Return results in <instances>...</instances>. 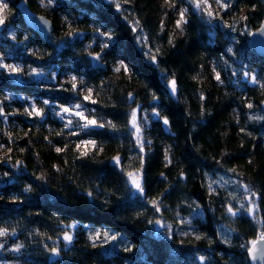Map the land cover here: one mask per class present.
I'll return each mask as SVG.
<instances>
[{
  "label": "trees",
  "instance_id": "obj_1",
  "mask_svg": "<svg viewBox=\"0 0 264 264\" xmlns=\"http://www.w3.org/2000/svg\"><path fill=\"white\" fill-rule=\"evenodd\" d=\"M6 1L11 9L0 32L18 33L5 43L14 60L56 79L70 71L91 90L90 117L104 125L75 134L42 104L82 102L71 83L61 90L19 85L0 70V173L7 174L0 230L22 248L14 259L249 264L250 243L264 236V58L250 44L264 0H231L222 24L190 12L182 37L162 26L161 0H55L51 9L26 0L52 22L47 42L24 26L14 8L21 0ZM100 30L112 41L90 48ZM96 54L104 71L91 67ZM211 61L217 82L208 75ZM246 73L254 86L242 80ZM170 81L179 99L170 98ZM22 98L40 115L30 117ZM136 108L157 115L143 143L130 127ZM84 140L95 142L87 152L78 148ZM129 173H140L142 198L132 197ZM246 190L256 194L258 221L249 216ZM159 223L165 228L156 233Z\"/></svg>",
  "mask_w": 264,
  "mask_h": 264
},
{
  "label": "rangeland",
  "instance_id": "obj_2",
  "mask_svg": "<svg viewBox=\"0 0 264 264\" xmlns=\"http://www.w3.org/2000/svg\"><path fill=\"white\" fill-rule=\"evenodd\" d=\"M108 1H116V0H108ZM37 3L41 8H49L51 9L54 4L55 0H37ZM221 3L226 4L227 7L221 8V4H218L216 0H201V7L196 8L194 4L191 2V0H161L160 8L165 11L166 16L165 19L162 20V26H166L169 28L170 32L176 36V37H182L184 34V30L187 25L188 16L190 15V12H193V14H196L198 18H200L203 22H206L208 25H215V24H222V16H225L227 20V13L230 12V6H231V0H221ZM0 4H7V9L5 10V19L8 17L9 10L11 9L10 4L6 0H0ZM181 9H184V17L183 21L180 24V27H177V22L181 20ZM211 11L212 15H208V12ZM3 24H0V31L2 29ZM53 34V33H52ZM18 33L15 30H9L8 34L3 35L0 32V65H3V67H0V70H3L5 74H7L11 81L15 84L19 85H39L41 88L45 87H51L55 86L57 90H61L63 86L66 83H71L72 85L75 84L76 87L74 91L78 95V97L81 98L82 102L78 103H71L68 106H60L56 104H51L48 99H42V104L46 105L50 111L54 114V116L61 121L65 127L68 125L69 121H72L71 125H68L66 128L71 129L74 131L75 134H78L82 131H86L90 128H94L96 126H91L88 128H82L80 125H83L86 121L80 120L79 117L75 115H70L68 113H64L61 111L62 108H69L73 111H82L87 119H92L90 117V111L88 109V105L91 104V96L90 99L85 100L84 97L89 95V88L79 86V80L68 70H63L60 73V77L58 79L55 78V74L50 76L48 73L43 72L42 70L34 69L25 66L19 61L14 60L12 56V52L10 50V47L6 45V39H11L12 37L18 38ZM77 38H81L82 35H76ZM52 37V36H51ZM49 37L48 40L51 38ZM73 39V38H72ZM112 41L111 35L109 32H106L105 30H100L99 34H96V36L92 37V45H90V48H93V46L97 48H107L110 42ZM95 56H100L99 54H96L91 57L93 59ZM101 58V57H100ZM100 62L105 65L102 60L100 59ZM15 69V70H13ZM208 75L212 76L213 80L217 82L219 79H217V76H219L218 68L216 63L214 62H208ZM75 78V79H73ZM253 76L249 75L248 73L242 74V80L247 82L249 85L254 86L256 82H253ZM170 87V84H168ZM176 87V95L175 99H179V88L175 84ZM14 100V98H13ZM22 102H26L24 104V110L30 117H35L40 115L39 108L34 104L33 100H26L24 98L20 99ZM81 105L80 109H75V105ZM35 109L36 111H33ZM133 111V110H132ZM132 111L130 116V127L133 131L135 137L137 140H139L140 143H143L142 141V131L145 129H149L151 120H157V115H146L145 113L139 114V108H136V116H135V127L132 124ZM39 112V115L36 113ZM1 116V113H0ZM141 118V121H140ZM141 125V126H140ZM139 128V133L136 132V128ZM148 144H154L152 139H150ZM89 140H84L79 143V149L82 152H87L92 149V144H88ZM2 153V147L0 146V158ZM7 177L6 171L4 170L3 173H0V180ZM138 180L141 186V190H138L132 183V180ZM129 188H131V195L132 197L136 198H142L143 197V191H142V183H141V177L140 173H133L132 177L130 178L127 176L126 179ZM246 200L249 205V210L251 209V212L249 211V216L253 218L255 221H258L259 217V209H258V202L256 194L253 191L246 190ZM165 228V226L162 223H159L156 226V233L159 231H162ZM68 236L71 237L70 241H67L64 239V242L66 244H70L72 241V234H69ZM263 236L262 234L259 235L258 239ZM252 246L253 243H250ZM15 249V250H14ZM0 252L3 255V258L0 259V264H22L18 260L14 259L15 257L21 256L22 254V248L17 245L14 241V237L5 233L3 236H0ZM52 258H56V255L54 254Z\"/></svg>",
  "mask_w": 264,
  "mask_h": 264
},
{
  "label": "water",
  "instance_id": "obj_3",
  "mask_svg": "<svg viewBox=\"0 0 264 264\" xmlns=\"http://www.w3.org/2000/svg\"><path fill=\"white\" fill-rule=\"evenodd\" d=\"M14 8L16 12L20 15L24 26L34 32L40 39L44 42L48 41V38L52 36L53 25L50 20L45 16L32 11L26 0L18 1ZM250 44L253 51L257 56L264 58V21L260 24L259 28L253 32L250 36ZM91 67L94 70H105V65L100 62V56H95L91 59ZM170 98L175 99V91L172 87L169 88ZM261 108L264 110V102L261 104ZM252 253L248 252L247 258L249 264H264V239H257L255 244L251 247ZM3 258L0 252V259Z\"/></svg>",
  "mask_w": 264,
  "mask_h": 264
},
{
  "label": "snow or ice",
  "instance_id": "obj_4",
  "mask_svg": "<svg viewBox=\"0 0 264 264\" xmlns=\"http://www.w3.org/2000/svg\"><path fill=\"white\" fill-rule=\"evenodd\" d=\"M166 2H168V0H166ZM191 2L194 4V6L196 8H200L201 7V0H191ZM216 2L218 4H221V8L227 7L226 4L221 3V0H216ZM6 9H7V4H0V24H3L4 23V19H5L4 13H5V10ZM184 11H185L184 9H181V13H180L181 20L177 22V27H180V24L183 21ZM208 15L211 16L212 15V12L209 11L208 12ZM152 60H153V62H155V56L152 57ZM0 67H3V65H0ZM13 70H15V69H13ZM117 70H119V69H117ZM125 71H127L126 68H125ZM73 79H75V78H73ZM217 79H219V76H217ZM253 82H255V78H253ZM169 84L172 87L173 91H175V81H170ZM75 87H76V85L73 84V88L74 89H75ZM90 96H91V90H89V95L88 96H85L84 99L85 100H88V99H90ZM92 102L95 103V101H92ZM74 107H75V109H80L81 108V105L77 104ZM249 107H251V105H249ZM33 111H36V110L33 109ZM61 111L64 112V113H68L70 115H75V116L79 117L80 120L86 121L83 125H80V127H82V128H88V127H91V126H98V127H101V128L104 127L103 124H99L98 125L97 124V121L94 120V119H87L82 111H73L72 109H69V108H62ZM36 114L39 115V112H37ZM135 116H136V111H135V109H133V111H132V118L133 119H132L131 122H132V124H133L134 127H135ZM164 122H165V124H167V120H165ZM71 124H72V121H69L68 122V125H71ZM68 125H66V127ZM139 131H140V129L137 127L136 128V132L139 133ZM86 143L93 144L94 145L95 142L94 141H88ZM57 151H61V149H57ZM113 160L117 164L120 163L118 157H114ZM129 177L130 178L132 177V174L131 173H129ZM132 183H133V185L138 190H141V186H140V183L138 182V180L133 179L132 180ZM229 211L231 212V209H229ZM249 211L251 212V209ZM3 235H4V231L3 230H0V236H3ZM64 239L67 240V241H70L71 240V237L68 236V235H65ZM260 239H264V236H261ZM253 244H255V242H253ZM252 251H253L252 249H249L250 254L252 253ZM52 252H53V254H56V249H52ZM201 259H203V258H201Z\"/></svg>",
  "mask_w": 264,
  "mask_h": 264
}]
</instances>
